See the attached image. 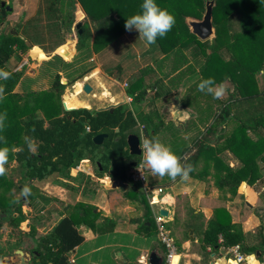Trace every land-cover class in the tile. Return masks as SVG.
I'll return each instance as SVG.
<instances>
[{
  "label": "trees",
  "instance_id": "trees-1",
  "mask_svg": "<svg viewBox=\"0 0 264 264\" xmlns=\"http://www.w3.org/2000/svg\"><path fill=\"white\" fill-rule=\"evenodd\" d=\"M205 1L155 0L159 7L167 9L175 18L171 30L160 37L165 42V49L167 47L174 50L177 59L173 70L188 62L185 50L196 44L201 46L200 51L205 57V62L200 68L202 73L207 78H213L212 75H215V81L218 83L227 78L235 84V91L230 92V98L219 107L206 131L195 141L196 146L200 148L196 147L194 153L182 159L186 165H192L194 158L198 157L203 149L206 153L212 149L211 153L216 165L225 170L216 178L217 185L220 189L234 194L243 180L252 183L262 176L257 159L264 160V89L262 91L259 89L255 74L264 69V0H215L213 22L216 36L215 43L211 47L191 33L185 22L186 16L202 17ZM49 2L48 13L52 12L53 24L59 28H61L60 20H63V26L66 27L73 18H76L73 12L79 3L86 14L83 22L88 23L89 26L82 33L77 34V49L91 48L100 51L126 31L124 27L126 19L141 11L143 0H49ZM10 12L0 2V22ZM235 14L239 15V30H233L232 22ZM24 32L27 34V30ZM27 37L24 39L10 31L0 34V69L11 73L9 79H0V85L5 87V99L0 101V114L7 113L5 129L0 132V135L5 137L6 144L0 142V147H7L8 159L15 160L20 166L22 183L25 185L30 179L41 180L54 173L60 177L70 178L71 169L83 159L90 158L96 164L95 168L99 169L97 161L100 162L102 174L108 173L116 179L129 180L130 186L124 195L143 203L145 216L151 214L149 201L146 200L142 185L132 183L129 174L130 159L136 155L129 152L127 136L133 132L139 133V119L126 103L117 105L113 111L109 108L93 110L77 107V103L73 100L72 107L77 108L65 109L55 93L62 92L59 73H56L53 87L49 91H30L26 95L16 91L15 87L21 79V72L11 70L7 63L17 50L21 52L28 50L30 44L27 43V39L30 37L29 35ZM92 37L93 41L89 42ZM227 46H232L235 50L228 58L221 52L222 49L225 51ZM169 53L166 56L169 57ZM147 69L150 67L145 68L144 71ZM89 70L90 68L85 69L75 76L73 81L83 77ZM115 70L120 71V66L109 73L113 74ZM195 72L194 65L189 63L185 69L177 73L175 78L182 81L188 74L194 77ZM198 84V81L195 82L196 86ZM157 88L158 91L162 89L161 86ZM127 92L135 101L142 100L146 94V89L142 88V79H137L129 85ZM235 93H240L242 99L259 96L263 110L252 116V122L232 113L229 105L236 100L231 98ZM208 106L212 113V104ZM39 109H43L45 116L40 115ZM154 114L159 116L158 111ZM140 121L144 122V129L147 130L150 138H158L162 127L159 121L155 122L152 115H142ZM87 126H90V131L86 130ZM250 131L257 139L249 134ZM99 133H108L102 144H96L93 140V137ZM25 136L34 139L37 145L35 152L29 151L24 141ZM205 140H217L218 152L230 149L242 159L243 165L238 169H233L229 165L221 168L222 164H219L216 150L213 151V147L206 144ZM12 184L7 175L0 176V205L2 203L3 206L0 212V228L5 220L18 227L23 219L22 216L16 217L14 214L18 212L22 215V203L14 202L13 198L6 195L10 192ZM17 188L19 189V185ZM71 208L70 212L62 215L52 230L37 238L38 245L44 248L40 254L41 264H73L68 253L84 240V235L79 229L82 224H87L100 232L112 228L109 223L96 224L99 212L94 211L96 206L90 202L78 201ZM2 213L5 215L2 216ZM30 231L33 234V226ZM30 231L24 233L29 235ZM21 244L22 239L18 238L7 247L17 248ZM237 244L245 253L254 252V248L250 249L245 244L242 227L232 221L229 211L225 207L216 208L214 217L208 221L204 231V246L216 250L221 246L229 247ZM4 250L5 247H0V259Z\"/></svg>",
  "mask_w": 264,
  "mask_h": 264
},
{
  "label": "crops",
  "instance_id": "crops-1",
  "mask_svg": "<svg viewBox=\"0 0 264 264\" xmlns=\"http://www.w3.org/2000/svg\"><path fill=\"white\" fill-rule=\"evenodd\" d=\"M6 1L7 4H9L8 0ZM49 3V0H19L18 3H10L11 12L0 22V27H3V31H1L0 34L5 32V27L7 25L9 27L7 32L15 26L18 31L17 35H22V38L24 39L28 38L27 36L29 35L30 39H27V43L30 44V46L33 45V48L41 46L40 49L43 47L41 50H44L45 46L42 42L46 39L44 34H47V32L50 31V33L52 32L51 34H53L51 38L60 39V42L55 48L58 47L65 41V36L68 33L67 27L70 23L65 27L63 26V20H60L61 28L53 24L54 18L52 12L48 13ZM80 12L85 14V11L78 3V6L73 12L77 19H73L80 21ZM43 15H45V19L52 23L48 25L44 24L45 19L43 18ZM24 30H27V34ZM132 32L133 31H125L121 37V40L126 38L127 42H129L126 47L130 53L128 52L126 57L120 61L119 64H116L117 66H120V71L115 70V73H109L113 70L112 64L115 59V57L111 55V44L107 45L100 51H95L94 49L91 50L92 52L89 61L92 62V64L90 65V70L83 76L82 84L87 81L90 82L93 86V92L86 95L82 100L73 96L72 101L74 100L73 102L77 103V107H87L93 110L106 109V107L110 105H113L115 108L121 103H126L136 118L139 119L138 128L141 134L142 127L144 129V122L140 121V116L142 115H152L155 122H158L160 117L162 118V116L167 115L165 121H159L160 125H162L161 129L168 128L169 123L173 122L176 126L182 127V129L184 128L187 132L189 122L192 118H195V124L197 127L201 126L200 118L204 113L198 111L195 113L194 108L192 106L191 108L187 106L183 102V99L184 97L192 99L193 97L198 96L200 104H204V106L206 105L204 102L206 98H211V101H213L212 99L214 98L212 95L199 91L198 87L195 85V82H200V80L202 78L205 79V77L202 75L197 79L195 78L194 82L192 81L194 77L190 74L186 75L182 81L176 79L175 76L180 70H182L185 63L173 70V66L176 64L174 50H170L172 48L167 47L165 49V42L160 37H157L156 42L150 46H146L145 42H140L138 39L137 41L139 42L134 43L130 36ZM92 41L93 39L91 42ZM166 46L168 45L166 44ZM79 53L80 50L76 48L74 56H77ZM167 53H169V57L166 56ZM144 56L150 60L146 61ZM72 58L74 59L75 57ZM167 59H171V67L168 72H166V69H163V64ZM160 60H163L164 63L159 67H155L153 64ZM144 65L150 67V69L144 71V69L147 68L143 67ZM164 66H166V64H164ZM155 69L159 74L164 73L166 78L158 79L157 83H154L149 92L146 90L145 97L142 100L135 101L133 99L130 101L128 97H133L129 96L127 92L129 85L122 88V86H124L123 82L128 81L129 77H133L135 73L138 74L140 71L141 73L154 72ZM137 74H135V76H137ZM145 76L146 74H139L135 80L141 78L143 81ZM191 82H193L192 85L190 84ZM257 82L260 87L258 80ZM216 83L218 82L216 81ZM160 86L162 89L158 91L157 87ZM142 88H144L143 84ZM234 90L235 88L233 91ZM188 91L189 93H187ZM150 93H153V96L149 95ZM153 97L164 101L161 111L157 105L154 107L152 104L150 108L145 107L147 102L153 101ZM240 100L242 101V99ZM240 100L238 105H240ZM178 101L181 102L191 115L184 120L178 118L175 120L173 115H169L167 112L170 110L169 112L172 113L175 107L178 106ZM211 101H209L207 105L210 103L212 104V113L209 114V118L206 114L204 115L205 118H208L206 125H209L213 120L215 114L214 111H219V106H214V103ZM219 104L224 105L225 103L221 102ZM157 111L159 116L154 114ZM220 128L221 126H219L218 129ZM249 134L253 136L254 139H257L251 131ZM221 152L222 156L225 155L226 157H219ZM219 154H217L216 157L219 159V164H222L220 166L221 168L224 165H229L226 162H230L229 166L233 169H238L243 165L242 159L230 149H224L223 151H220ZM179 155L180 159L185 157V154ZM138 156L139 155H136L130 159V168L133 166V160H137ZM210 159H213V157H210ZM82 161L76 167L72 168L77 172L79 178L78 183H85L81 192L77 193L75 197V200L77 201L75 202L83 200L94 204L96 206L94 211L99 212L96 224L101 225L102 223H109L112 228L100 232L92 229L87 224H82L79 229L84 235V240L68 253L73 264H142V261L149 262V254L152 249H155L158 254L163 255V244L158 238L157 227L152 211V209L157 211L160 208H164L168 211V215H165V223L168 226L169 235L174 239L178 247L177 258L182 264H210L211 261H214L217 264H243L237 263L231 259L227 254L226 247L221 246L220 248L213 250L210 246H204V231L207 227L208 221L214 217L215 209L218 207H225L229 211L232 221L241 225L247 247L250 249L254 248V252L251 254L244 252L247 259L246 264H264V248H262L263 250L261 249V247H264V160L262 158L257 159L258 167L262 176L252 183L243 180L234 194L220 189L218 185L216 186L213 183L214 180H212L213 174L210 172L199 175H194V172L189 174L187 181L183 182L179 187L174 185L177 182L176 180L173 184L174 186H169L172 187L173 190L163 194L160 199H158L157 192H155V198H157L158 201L154 202L152 205L149 203L151 214L148 216H145L144 214L145 206L143 203L138 201L142 209H138L135 212V215L130 216L128 210L131 208V205L123 204L121 202L122 195L125 196L124 192L127 190L128 186H130L129 180H121L126 182L125 190L118 188L106 189L100 184V179L103 176H110L113 179L116 178L108 173H98L97 171L99 170L95 168L93 162V173H86L81 169ZM204 163L205 162H202L201 166ZM183 164H185V162ZM201 166L199 167V170L201 169ZM81 174L86 176H83L82 178L80 177ZM136 184L137 183H135V185ZM153 185L156 184H149L151 187H153ZM57 188L62 190L59 195L55 194L56 196H59L58 198L65 200L70 197L71 192L69 189L61 186ZM147 199L148 198H146V200ZM65 205H68V203H64V206ZM45 210H49V208H43L42 212ZM68 210L69 205L66 210H57L58 214L57 211L53 212L51 221L36 223V230L39 235L30 237L27 246L24 245L19 247L26 250L34 249L37 246L36 241L38 236H42L52 230L62 215L67 213ZM54 214L58 215L57 220H55ZM52 220H55V222ZM45 228L46 231H43ZM257 250L261 251L260 256H256L255 253ZM212 253H214V255H212Z\"/></svg>",
  "mask_w": 264,
  "mask_h": 264
},
{
  "label": "rangeland",
  "instance_id": "rangeland-1",
  "mask_svg": "<svg viewBox=\"0 0 264 264\" xmlns=\"http://www.w3.org/2000/svg\"><path fill=\"white\" fill-rule=\"evenodd\" d=\"M13 2L18 3L19 0H8L9 5L10 3L13 4ZM80 14H81L80 20L83 22L85 20L84 18L85 14L83 12H80ZM44 16L45 15H43V18ZM77 21L79 20H76V22ZM239 22H240L239 15L235 14V16L233 17V22H232L234 26L233 30L240 29ZM50 23L52 22H49L47 19L44 20V24L48 25ZM1 31H3V27H0V32ZM51 33L49 31L47 32V34H44L46 37V39L42 41L43 45L45 46L44 50H41L43 47L40 49L41 46L39 47L38 45H36L38 47H34V48L32 45L28 48V50L24 52L17 50L13 54L11 59L8 61L7 65L11 70L21 72V79L19 83L17 84V86L15 87V90H17L19 93L23 95H26L30 91H36V92L49 91L53 87L52 85L56 79V73H59L61 77V82H62V85L60 86L62 92L61 94L58 92H55L56 96L60 98L59 101H61V104L63 105V107H64V103L66 104V106L69 105V107H72L73 103L71 102H72L73 96H76L77 99L82 100L85 98L86 95H89L93 92L92 90L90 92L84 91V85L86 83H88L90 86L92 85L88 81L82 84L83 77L73 81V78L75 76L81 74L85 69L90 68V65L92 64V62L89 61V58L91 56L92 49L86 48L84 50H80V53L77 56H72L75 58L73 59L71 57V59L73 60L70 61L71 59L62 57L58 53V50H57L58 47L62 46L66 41L62 42L61 45L55 48V46L60 42V39L51 38L53 35ZM75 34H76V30H74V35ZM122 36L123 35L121 34L116 40L109 43L111 44L110 45L111 55L115 57L114 62L112 64L113 70L116 69L117 67L116 64H119V62L122 61L126 57L128 52L130 53V51H128V48L126 47L128 46L129 42H127L126 38L124 40H121ZM130 36H131V39H133L132 42L134 43H137L139 41L144 42L141 39H139V33L135 29L133 30ZM215 36H213L212 38L203 40V41L201 40V41L204 44H207L208 46L211 47V45L215 43ZM92 39L93 37L90 39L89 42H91ZM137 39L139 41H137ZM227 47L225 51L223 49L221 50V52L226 58H228L229 56L232 55V53L235 52L232 46L230 47L227 46ZM200 50H201V46L196 45V44L191 45L189 48L185 50V53L188 57V62L185 63L182 69H185L189 63H192L194 65L195 70H196L195 72L196 75L194 76L192 80L193 82L195 78L197 79L198 77H201L202 75L203 77H205V79H207L206 75L202 73L200 69L201 65L205 62V57L201 53ZM145 58H146V61L150 60V59L148 60V58L144 56V59ZM163 63L164 61L160 60V61L155 62L153 65H155V67H159ZM164 64H166V66H164ZM164 64H163V69H166V72H168L170 70L169 68L171 67V59H167ZM143 67H148V66L144 65ZM135 74L133 75V77H129L128 81L123 82L124 86H122V88H125L128 85H131L139 74H146L145 78L142 81V84H143V87L147 90V92L150 91V88L154 85V83H157L158 79L166 78V75L164 73L159 74L156 69L154 72L141 73L140 71L137 74V76H135ZM255 75H256V79L260 83V87L259 86L258 87L262 91L264 89V69H262L259 72H256ZM214 76L212 75V77L216 79V76L215 77ZM193 82H191L190 84L192 85ZM233 84L234 83L231 80H227L228 91L226 95L219 100L212 99L213 101H211V98L210 99L206 98L204 101L206 104L205 106L204 104L203 105L200 104V101H199L200 99L198 96L193 97L192 99H188L187 97H184L183 102L190 108L192 106L194 108L195 113L198 111V112L204 113V115L206 114L208 117L209 114L211 113V109H209L210 107L207 105V103L211 101L214 103V106H217V107L218 106L220 107L222 105V104H219L221 102L226 103L227 99L230 98L229 89L234 86ZM56 90H58V88ZM187 93H189V91ZM149 95L153 96V93H150ZM231 98L236 99L235 101L233 100L232 103H230L229 105L232 113L237 114L238 116H240L241 118L245 119L248 122H252L253 120L252 116L263 110V106L260 105L259 103V96H255L254 98H243L242 99L240 93H235L233 97ZM240 99H242V101ZM239 100L241 101L240 105H238ZM163 102L164 101L159 100V98L153 97V101L147 102V104H145V107L150 108L151 105L153 104L154 107L157 105L159 110L161 111ZM38 111H40L41 116H45L43 109L41 110L39 109ZM214 113L216 114V111H214ZM204 115L202 114V117L200 118L201 126L199 127H197L195 124V118H192L191 121L189 122L187 132L184 128L182 129V127H178L173 122H170L168 125L169 126L168 128H163L159 131V137H158L159 140L165 145L169 146L171 150L175 153V155L179 158H180L179 154H182V155L185 154V156L191 155L192 153H194L197 147L195 144V141L199 139V137H201V135L203 134V132L206 131V128L208 126L206 125L208 118H205ZM166 117L167 115L162 116V118L160 117L158 121H161V122L162 120L165 121ZM205 141H206L205 142L206 144H209L211 147H213V151L216 150L215 151L216 155L219 154L220 151L218 152L217 150L219 148L217 141H209V140H205ZM197 148H200V146H198ZM211 150L210 152L206 153V150L203 149L202 153L198 157L194 158V162L191 166L193 168L192 172L193 173L195 172L194 175L204 174L208 172L213 174L212 180H214L213 183L217 186L216 178L220 177L225 172V170L218 168V166H216V163H214V159H210V157H213ZM219 157L224 158L226 156L225 155L222 156V152H221L219 154ZM201 161L205 162L202 166H201L202 164ZM180 162L182 165H186V164H183L184 162L182 161V159H180ZM226 163L230 165V162H226ZM200 166H201V169L199 170ZM5 167L7 169L6 175L10 179V181H12L13 183L10 188L11 189L10 192H8L6 195L13 198L14 202L15 201L22 202L21 209L22 211L23 209L25 211L26 203L25 202L23 203V201L21 200V196H20L21 189L17 188L18 185L23 184L21 181L20 166L15 160L8 159V163L5 165ZM96 169L99 170V171L96 170L98 173L101 172V170L98 169V167ZM83 176H86V175L81 174L80 177L83 178ZM176 180L177 182L174 184L176 187H179L183 182L187 181L180 177H178ZM172 181L173 180L169 178L168 176H164L163 178H161L158 176H153L151 172L148 173L149 184H168V183H171ZM65 182L68 184H65ZM78 182H79V178L77 176V172H75V170L73 169H71L70 178L60 177L58 176L57 173H54L50 175L49 177L41 179V180L35 179L33 181V184L30 185L31 195L30 197H28V200L30 199V201L33 204L34 211L39 212V215H37V218H35V217H25V214H24L22 221H20V224H19L20 226L18 227H14L13 225L9 224L7 220H5L3 222L2 227L0 228V247H7L9 244L16 241V239L18 238L22 239L23 245L21 246H24V245L27 246L28 242L30 241V237H35L39 235V233L36 230V225H35L36 223H41L42 221H51L53 217V212H56L57 210L62 211V209L66 210L68 205H69L68 212H70V210L72 209L71 207L76 203L75 201H77L75 200L77 193H80L82 188L85 185L84 182L81 184ZM59 186L65 187L70 190L71 193L68 199L63 200V199L58 198L59 196H56V195H59V193H61L62 191L60 188H57ZM89 186H93V185H89ZM171 190H173L172 187L164 188L163 191L157 193L158 199H160L161 196L165 194L166 192H171ZM150 195H152V193H150ZM121 202L123 204L131 205V208H129L128 210L130 213L129 214L130 216L135 215V212L138 209H142L138 200H133L123 195H122ZM64 203H68V205L64 206ZM1 207L3 208L2 203L0 205V212L2 209ZM46 207H48L49 210H45L44 212H41V209L46 208ZM57 214H58V211H57ZM57 214H54L55 220L58 219ZM2 216H3V213H2ZM55 220H52V221L55 222ZM164 225H165L166 230H168L167 224L165 223ZM32 226L34 229L33 234H31V231H30ZM23 230L26 232L30 231V234L26 235ZM43 231H46V228ZM39 237L40 236H38V238ZM36 244L38 246L39 241H36Z\"/></svg>",
  "mask_w": 264,
  "mask_h": 264
},
{
  "label": "clouds",
  "instance_id": "clouds-1",
  "mask_svg": "<svg viewBox=\"0 0 264 264\" xmlns=\"http://www.w3.org/2000/svg\"><path fill=\"white\" fill-rule=\"evenodd\" d=\"M140 7L141 11L139 13L126 19L124 27L128 32L135 29L139 33V39L143 40L146 46H150L156 42L157 37H163L171 30L175 23V18L167 9L159 7L155 0H143ZM10 76L11 73L0 69V79L7 80ZM197 87L199 91L212 95L214 99H221L228 91L227 78L220 83H216L215 79L211 77L202 78ZM4 99L5 87L0 85V101ZM179 115L180 112L177 113V117ZM6 119V112L0 114V132L5 129ZM24 141L29 151L35 152L37 145L34 139L30 136H25ZM0 142L6 144V139L2 135H0ZM139 148L141 149L142 157V161L138 165L139 171L146 167L153 176L161 178L168 176L172 180H176L178 177L187 180L189 173L193 171L191 165H182L180 158L175 155L169 146L162 143L159 138H150L142 135L139 137ZM8 157L9 149L0 147V176H4L7 173L5 165L8 163ZM30 195L31 188L25 185L21 190L20 196L27 198Z\"/></svg>",
  "mask_w": 264,
  "mask_h": 264
},
{
  "label": "water",
  "instance_id": "water-1",
  "mask_svg": "<svg viewBox=\"0 0 264 264\" xmlns=\"http://www.w3.org/2000/svg\"><path fill=\"white\" fill-rule=\"evenodd\" d=\"M1 5L5 6L9 11H11V6L7 4L6 0H0ZM215 0H206L205 1V10L202 15V17H194V16H186L185 22L188 25L190 32L196 35L199 39L206 40L209 38H212L215 36L216 33V27L213 22V8L215 5ZM89 26L88 23H84L81 20L78 22H75V19H72L69 26L67 27L68 33L65 36V43L60 46L57 50L58 53L67 59H71L72 56L76 53V48L78 46V36L77 34L82 33L87 27ZM9 29L8 25L5 27V32H7ZM74 30H76V34L74 35ZM11 33L18 34V31L16 27L11 28ZM23 37L22 35H19ZM65 82V81H64ZM92 90V86H90L88 83L84 85V91L90 92ZM65 109H71L66 106L64 103ZM110 109L113 111L114 106L110 105L106 107V109ZM180 112L179 117H177V113ZM173 118L175 120L181 119L184 120L185 118H188L190 115L189 111H187L184 106L181 104L180 101H178V106L175 107V109L172 111ZM145 135L149 137V134L146 129L142 130V134L139 133H130L127 136V147L129 149V152L133 155H140L141 149L139 148V137ZM108 136V133H99L93 137V140L96 144H102L104 139ZM97 164L99 165L100 169H102V166L100 165V162L97 161ZM137 160H133L132 165H136ZM81 169L86 173H93L94 167L92 164V160L90 158H86L81 163ZM176 182V180H173L171 183L168 184H156L153 185V188H167L171 185H173ZM100 184L104 186L106 189H126V182L121 181L120 179H113L110 176H103L100 179ZM23 185H20V188H22ZM25 212L27 215H31V203L28 202V205L25 209ZM159 212L163 215H168V211L164 208H160ZM4 215V214H3ZM256 256H260L261 251H256ZM214 255V253H212ZM8 259L7 256L2 257L0 264H5L6 260ZM163 255L158 254L155 249H152L149 254V263L150 264H162ZM11 261L12 264H41V258L38 256V251L35 249L26 250L22 247H17L14 249L11 259H8V262ZM210 264H217L214 261H211Z\"/></svg>",
  "mask_w": 264,
  "mask_h": 264
},
{
  "label": "built area",
  "instance_id": "built-area-1",
  "mask_svg": "<svg viewBox=\"0 0 264 264\" xmlns=\"http://www.w3.org/2000/svg\"><path fill=\"white\" fill-rule=\"evenodd\" d=\"M130 97H128L129 99ZM133 98L130 99V101H132ZM87 131H90V126H87ZM143 130V127H142ZM141 130V131H142ZM142 161V157L141 154L139 155V160H137V164L133 165L130 170H129V174L131 177V180L135 183H140L142 185V188L149 200V203L152 205L154 204V202H156L158 199L155 198L156 194L155 192L159 193L161 191H163L164 188L162 187H158V188H153L151 186H149L148 184V173H150V171L145 167L140 169V171L138 170V165L141 163ZM150 193H152V195H150ZM153 214H154V221L156 223V227H157V235L158 238L160 240V242L163 244V259H162V264H182L177 256H178V247L174 241V239L169 235L168 230H166L165 228V219L166 216L161 214L159 212V210H154L152 209ZM227 249V254L229 255V257H231V259H233L235 262L237 263H245L246 264V256L244 254V252L241 250L240 246L237 245H233V246H229L226 247ZM142 264H150L147 261H142Z\"/></svg>",
  "mask_w": 264,
  "mask_h": 264
},
{
  "label": "flooded vegetation",
  "instance_id": "flooded-vegetation-1",
  "mask_svg": "<svg viewBox=\"0 0 264 264\" xmlns=\"http://www.w3.org/2000/svg\"><path fill=\"white\" fill-rule=\"evenodd\" d=\"M234 86L233 87H231L229 90H230V92H233V89L235 88V84H233ZM167 111V110H166ZM170 110H168L167 112H168V114L170 115V114H172V113H170L169 112ZM35 179H30L29 180V183L27 184H25V185H27V186H29L30 187V185L31 184H33V181H34ZM38 180V179H37ZM23 185V184H22ZM25 185H23V187L25 186ZM22 187V188H23ZM22 188H20V185H19V189H21L22 190ZM28 197H30V196H28ZM28 197L27 198H24V197H21V200L23 201V203L25 202L26 203V206H25V209H26V207H27V205H28V202H30L31 203V215H27V213L24 211V209H23V211H22V215L20 214V213H18V212H14V214H15V216L16 217H18L19 215L20 216H22V217H24V214H25V217H35V218H37V215H39V212H35L34 211V209H33V204H32V202L30 201V199L28 200ZM18 202V201H17ZM18 203H22V202H18ZM21 206H22V204H21ZM22 210V209H21ZM43 211V209H41V212ZM4 215H5V213H3ZM21 246V245H20ZM36 247H39V248H36ZM34 249L36 250V251H38V256H40V254H41V251H42V249H43V247H42V249H41V246H36ZM14 249L15 248H12V249H9L8 247H5V250H4V254L2 255V257H4V256H7L8 257V259H11V255H12V253H13V251H14ZM2 259V258H1ZM1 259H0V261H1ZM8 259L6 260V262H5V264H12L11 263V261H9L8 262Z\"/></svg>",
  "mask_w": 264,
  "mask_h": 264
}]
</instances>
